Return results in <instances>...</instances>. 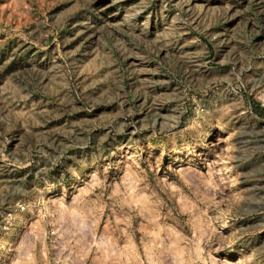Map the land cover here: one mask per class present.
Segmentation results:
<instances>
[{
	"label": "rangeland",
	"instance_id": "1",
	"mask_svg": "<svg viewBox=\"0 0 264 264\" xmlns=\"http://www.w3.org/2000/svg\"><path fill=\"white\" fill-rule=\"evenodd\" d=\"M0 264H264V0H0Z\"/></svg>",
	"mask_w": 264,
	"mask_h": 264
},
{
	"label": "trees",
	"instance_id": "2",
	"mask_svg": "<svg viewBox=\"0 0 264 264\" xmlns=\"http://www.w3.org/2000/svg\"><path fill=\"white\" fill-rule=\"evenodd\" d=\"M259 111H260V109H259Z\"/></svg>",
	"mask_w": 264,
	"mask_h": 264
}]
</instances>
